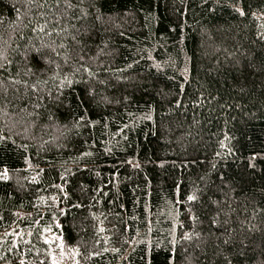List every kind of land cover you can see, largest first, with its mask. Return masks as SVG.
Here are the masks:
<instances>
[{
    "label": "trees",
    "instance_id": "trees-1",
    "mask_svg": "<svg viewBox=\"0 0 264 264\" xmlns=\"http://www.w3.org/2000/svg\"><path fill=\"white\" fill-rule=\"evenodd\" d=\"M0 264H264V0H0Z\"/></svg>",
    "mask_w": 264,
    "mask_h": 264
},
{
    "label": "rangeland",
    "instance_id": "rangeland-1",
    "mask_svg": "<svg viewBox=\"0 0 264 264\" xmlns=\"http://www.w3.org/2000/svg\"><path fill=\"white\" fill-rule=\"evenodd\" d=\"M62 255H66V257H68V258L71 257L70 254H68L66 252L65 253H62ZM57 260L59 261V258Z\"/></svg>",
    "mask_w": 264,
    "mask_h": 264
},
{
    "label": "snow or ice",
    "instance_id": "snow-or-ice-1",
    "mask_svg": "<svg viewBox=\"0 0 264 264\" xmlns=\"http://www.w3.org/2000/svg\"><path fill=\"white\" fill-rule=\"evenodd\" d=\"M191 199V197H189Z\"/></svg>",
    "mask_w": 264,
    "mask_h": 264
}]
</instances>
